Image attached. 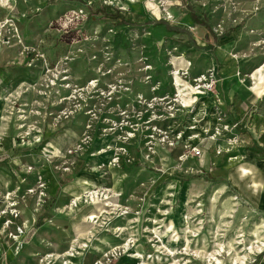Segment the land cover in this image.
Here are the masks:
<instances>
[{"label":"rangeland","instance_id":"obj_1","mask_svg":"<svg viewBox=\"0 0 264 264\" xmlns=\"http://www.w3.org/2000/svg\"><path fill=\"white\" fill-rule=\"evenodd\" d=\"M0 264H264V0H0Z\"/></svg>","mask_w":264,"mask_h":264},{"label":"built area","instance_id":"obj_2","mask_svg":"<svg viewBox=\"0 0 264 264\" xmlns=\"http://www.w3.org/2000/svg\"><path fill=\"white\" fill-rule=\"evenodd\" d=\"M217 74L214 70L207 72L206 74H201L192 80V86L187 85V89H184L182 84H176L175 89L177 91L176 98L182 102L180 104L181 108L193 110L195 103L199 100L206 98V95L213 91ZM175 101V100H174ZM176 102V101H175ZM196 131V129H191ZM195 155H199V150H193Z\"/></svg>","mask_w":264,"mask_h":264},{"label":"crops","instance_id":"obj_3","mask_svg":"<svg viewBox=\"0 0 264 264\" xmlns=\"http://www.w3.org/2000/svg\"><path fill=\"white\" fill-rule=\"evenodd\" d=\"M217 58L224 63V67L222 69L226 68V71L224 73H222V71H220V79L221 80L219 81L218 84H220L222 81H225V82L227 81L228 84L231 85L230 89L226 91L227 103L231 104L233 96H234L233 95L234 91L232 90V88H233V77L235 76L233 74V69L234 68H235V70H237V69H236L235 64H232V61H228L229 63L227 64L228 59H226L224 56H217ZM236 76H237V73H236Z\"/></svg>","mask_w":264,"mask_h":264},{"label":"bare ground","instance_id":"obj_4","mask_svg":"<svg viewBox=\"0 0 264 264\" xmlns=\"http://www.w3.org/2000/svg\"><path fill=\"white\" fill-rule=\"evenodd\" d=\"M8 201H12V200H9V199H8ZM10 203H11V202H10ZM14 206H16V205L10 206V208H12V207H14ZM261 247H262V246H261Z\"/></svg>","mask_w":264,"mask_h":264}]
</instances>
